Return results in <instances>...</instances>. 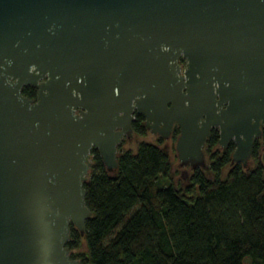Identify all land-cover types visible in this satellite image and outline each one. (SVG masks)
Masks as SVG:
<instances>
[{"label":"water","instance_id":"obj_1","mask_svg":"<svg viewBox=\"0 0 264 264\" xmlns=\"http://www.w3.org/2000/svg\"><path fill=\"white\" fill-rule=\"evenodd\" d=\"M134 111L163 139L177 125L184 174L206 168L211 128L246 167L264 127V0H0V264H78L65 242L90 215L89 150L114 169ZM257 159L264 178V143Z\"/></svg>","mask_w":264,"mask_h":264},{"label":"trees","instance_id":"obj_2","mask_svg":"<svg viewBox=\"0 0 264 264\" xmlns=\"http://www.w3.org/2000/svg\"><path fill=\"white\" fill-rule=\"evenodd\" d=\"M20 92L35 96L33 85ZM130 125L135 147L116 149L114 169L106 170L97 150H89L82 187L90 215L83 235L69 224L70 257L78 264H241L247 256L249 264H264V178L257 159L264 129L243 167L229 164L234 143L219 148L211 128L203 145L206 168L188 170L177 187L168 177L173 149L160 146L156 135L144 138L141 113L133 112ZM177 132L173 125V143ZM79 238L86 251L71 252Z\"/></svg>","mask_w":264,"mask_h":264},{"label":"rangeland","instance_id":"obj_3","mask_svg":"<svg viewBox=\"0 0 264 264\" xmlns=\"http://www.w3.org/2000/svg\"><path fill=\"white\" fill-rule=\"evenodd\" d=\"M144 138L147 140H154V136L153 134H151L149 131L146 132V134L144 135ZM160 146H165V144H169V149H173V140L171 141V139H163L162 141L159 142ZM119 146H117V151H120V149H124V148H130V149H134L135 147V139L134 137H130V138H122L121 142L118 144ZM169 157H170V171H169V179L172 181V183L174 185L181 186L183 182H185V177L183 175H181L183 172L181 170L182 167H179L176 165V157H175V153L174 150H170L169 151ZM71 252L73 251H77L79 253H84L86 251V247H85V243L83 238H79V242L78 245L70 250ZM241 264H249L248 263V259L247 256H245L242 261Z\"/></svg>","mask_w":264,"mask_h":264},{"label":"flooded vegetation","instance_id":"obj_4","mask_svg":"<svg viewBox=\"0 0 264 264\" xmlns=\"http://www.w3.org/2000/svg\"><path fill=\"white\" fill-rule=\"evenodd\" d=\"M177 62H178V64H179V66H180V70L183 68V66H184V63H185V60H184V58L182 57V56H178V59H177ZM35 88V87H34ZM35 90H36V88H35ZM262 129H264V127H261V134H262ZM148 131V130H147ZM261 134L259 135V136H261ZM158 137H160V136H158ZM125 138V137H124ZM163 139V138H162ZM262 141V139H260V142ZM264 143V142H263ZM262 145V144H261ZM167 150H169V144H165V146H164ZM248 162H250V161H248ZM176 165H177V162H176ZM181 175H184V173H182ZM69 256H70V252H69ZM73 258H76V257H73Z\"/></svg>","mask_w":264,"mask_h":264}]
</instances>
